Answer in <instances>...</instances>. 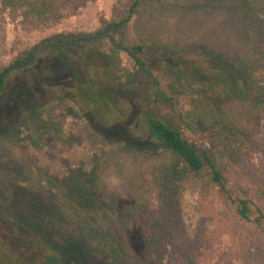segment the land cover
<instances>
[{
  "label": "trees",
  "instance_id": "obj_1",
  "mask_svg": "<svg viewBox=\"0 0 264 264\" xmlns=\"http://www.w3.org/2000/svg\"><path fill=\"white\" fill-rule=\"evenodd\" d=\"M86 1L0 0V9L40 26L56 22L66 13L74 14ZM210 2L117 0L111 17L100 18L95 31L54 33L0 66V100L4 98L9 105V119L0 123V143L8 139L5 132L18 124L21 110L38 115L51 101L69 99L97 123L107 118L99 126L107 136L123 142L124 155L134 161L135 184L151 191L156 200L154 207L129 210L140 237L139 246L132 249L115 206L89 198L92 193L88 196L84 181L76 179L68 187L46 178L47 186L54 189L52 211L67 224L66 229L58 223V231L52 228L38 234L39 241L57 254V258L47 255L46 264H164L171 255V240L180 230L181 194L190 184L198 186L202 198L213 193L239 227L233 236L237 250L244 248L240 258L244 264H258L254 241L264 242V196H252L251 186L234 180L232 171L243 150L257 144L264 117V32L240 43L231 60L207 55L217 66L218 81H227L233 91L220 105L205 96V86L179 63L180 48L165 38L169 17ZM123 56L131 64L123 63ZM123 93L143 102L139 132L131 131L103 107ZM179 97L189 98L191 107L185 113L176 112V119L187 127L191 123L186 118L198 120L209 135L208 145L201 149L186 140L176 119L158 110L160 105L174 110ZM32 134L30 131V137ZM31 174L30 170L28 187L33 189ZM11 221L15 231L27 227ZM243 227L252 230L248 247L241 234ZM183 256L186 248L177 261L199 264L188 255L179 260Z\"/></svg>",
  "mask_w": 264,
  "mask_h": 264
},
{
  "label": "rangeland",
  "instance_id": "obj_2",
  "mask_svg": "<svg viewBox=\"0 0 264 264\" xmlns=\"http://www.w3.org/2000/svg\"><path fill=\"white\" fill-rule=\"evenodd\" d=\"M116 2L87 0L74 14L66 13L58 21L40 26L24 23L0 9V66L8 64L22 49L54 33L95 31L100 18L111 17ZM131 27L132 24L129 26L132 37ZM166 27L165 38L180 48L179 63L205 86L206 97L218 105L225 104L232 96L231 85L218 81L217 66L207 58L211 54L213 58L231 60L240 43L264 32V0H212L195 10L169 17ZM122 59L126 65L131 64L126 57ZM103 107L111 117L128 124L131 131L141 130L144 118L141 99L123 93ZM190 107L189 98L179 97L174 110L164 105L158 110L176 119V112L185 113ZM44 108L41 114L32 116L21 110L18 124L5 132L8 139L0 143V264H46L45 257L53 250L39 241L38 234L52 228L58 231V223L66 229V222L52 211L54 189L47 186L46 178L68 187L76 179L84 181L88 196L92 193L89 198L98 204L116 207L118 222L125 230L129 245L136 249L140 237L129 210L154 207L156 200L151 191L135 184L134 161L124 155L123 142L107 136L99 126L107 118H100L97 123L69 99L51 101ZM8 110V102L2 98L0 123L9 119ZM185 120L191 123L190 127L177 119L176 122L182 126L186 140L198 149L207 146L209 135L200 122ZM247 148L232 171L233 177L230 176L244 186H251L252 196L258 198V194L264 196V117L260 121L257 144ZM30 170L35 182L33 189L28 187ZM180 200V230L171 240V255L164 264H185L177 261L183 248L186 256L199 264H244L240 258L244 248L237 250L238 242L233 236L239 227L213 193L202 198L198 186L190 184ZM11 218L27 227L13 230ZM241 234L248 241L245 245L248 247L252 230L243 227ZM254 242L258 264H264V242ZM186 256L179 260L183 261Z\"/></svg>",
  "mask_w": 264,
  "mask_h": 264
}]
</instances>
